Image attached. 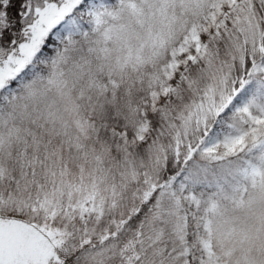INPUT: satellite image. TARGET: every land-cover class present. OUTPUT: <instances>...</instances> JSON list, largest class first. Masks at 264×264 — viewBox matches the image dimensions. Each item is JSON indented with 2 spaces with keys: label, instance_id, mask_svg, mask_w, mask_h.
Masks as SVG:
<instances>
[{
  "label": "snow or ice",
  "instance_id": "snow-or-ice-1",
  "mask_svg": "<svg viewBox=\"0 0 264 264\" xmlns=\"http://www.w3.org/2000/svg\"><path fill=\"white\" fill-rule=\"evenodd\" d=\"M0 264H264V0H0Z\"/></svg>",
  "mask_w": 264,
  "mask_h": 264
}]
</instances>
